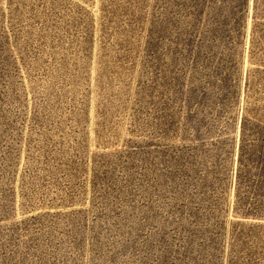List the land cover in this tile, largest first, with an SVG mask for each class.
<instances>
[{
  "label": "rangeland",
  "instance_id": "374dc122",
  "mask_svg": "<svg viewBox=\"0 0 264 264\" xmlns=\"http://www.w3.org/2000/svg\"><path fill=\"white\" fill-rule=\"evenodd\" d=\"M0 264H264V0H0Z\"/></svg>",
  "mask_w": 264,
  "mask_h": 264
}]
</instances>
